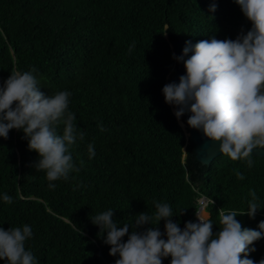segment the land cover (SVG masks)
<instances>
[{"label": "trees", "instance_id": "1", "mask_svg": "<svg viewBox=\"0 0 264 264\" xmlns=\"http://www.w3.org/2000/svg\"><path fill=\"white\" fill-rule=\"evenodd\" d=\"M251 27L235 0H0V87L19 71L32 72L45 95L68 91L67 111L84 133L69 148L78 171L56 181L33 167L39 155L29 151L22 131L0 138V227H31L25 250L36 264H115L119 257L109 255L106 233L91 222L95 215L113 210L118 227L132 226L141 213L154 216L155 202L167 203L183 230L186 222L197 223L205 198L215 235L218 211H247L255 191V218L236 219L242 229L258 230L264 158L250 156L249 167L247 160L221 154L201 165L184 119L177 120L162 92L176 68L171 42L235 40ZM54 127L63 134L62 122ZM151 223L137 231L156 226ZM164 224L157 225L161 233ZM252 246L249 258L259 264L264 239Z\"/></svg>", "mask_w": 264, "mask_h": 264}, {"label": "clouds", "instance_id": "2", "mask_svg": "<svg viewBox=\"0 0 264 264\" xmlns=\"http://www.w3.org/2000/svg\"><path fill=\"white\" fill-rule=\"evenodd\" d=\"M235 2L251 22V29L246 34L242 30L235 40L212 38L194 46L187 41L182 55L173 54V59L183 63L186 74L178 84L165 85L162 92L165 103L176 108L178 121L190 113V128L217 144L219 153L234 161L247 160L251 167L252 160L248 158L253 150L264 149V0ZM215 10L213 3L210 11ZM37 84L32 72L14 71L4 81L0 87V138L7 139L11 130L22 131L29 151L39 155L33 167L45 172L48 181L67 179L70 171H78L69 148L77 137L83 140L84 133L77 132L75 116L67 111L70 93L45 95ZM57 122L64 125L62 135L55 131ZM88 152L90 158L95 155L93 144L88 145ZM235 174L244 179L238 170ZM49 187L55 185L50 183ZM250 196L245 212H226L223 208L218 211L220 230L215 235L213 223L199 214L198 223L188 221L181 230L179 223L172 220L171 207L159 202H155L154 216L141 213L132 226L118 227L113 210L95 215L91 222L103 236L106 233L104 243L110 246L109 255L119 257L115 264H162L168 257L170 264H256L249 255L256 251L252 245L264 239V221L255 230L242 229L236 219L244 215L255 218L259 211L255 191ZM3 200L7 204L13 202L8 194L3 195ZM153 220L156 226L137 231L145 224L152 225ZM161 220L165 222L163 233L157 227ZM31 236L28 225L8 230L0 227V261L36 264L33 253L25 250V241ZM259 264H264V258Z\"/></svg>", "mask_w": 264, "mask_h": 264}, {"label": "water", "instance_id": "3", "mask_svg": "<svg viewBox=\"0 0 264 264\" xmlns=\"http://www.w3.org/2000/svg\"><path fill=\"white\" fill-rule=\"evenodd\" d=\"M186 41L179 37L175 41L171 42V50L173 54H175L176 57H179L182 55L183 48L185 47ZM192 55V53H189V56ZM186 74V69L184 68V65L182 62L176 61V68L174 71L173 76L171 77V83H179V78ZM176 111V108L174 107V113ZM190 116V113H185L182 118L184 119L185 126H182V128H186L188 132V137L190 140L191 145L193 146V151L196 160L203 166H209L214 159L219 157L221 153L218 151V145L208 141L202 134V132L192 129L188 126L187 120ZM253 157L257 158H264V149H254L252 153ZM206 199L202 198L201 201H205ZM203 210V207L200 206L196 212L197 214H200Z\"/></svg>", "mask_w": 264, "mask_h": 264}, {"label": "rangeland", "instance_id": "4", "mask_svg": "<svg viewBox=\"0 0 264 264\" xmlns=\"http://www.w3.org/2000/svg\"><path fill=\"white\" fill-rule=\"evenodd\" d=\"M173 111H174V110H173ZM173 114H174V112H173ZM174 116H175V114H174ZM175 117H176V116H175ZM204 199H205V198H204ZM201 200H202V199H201ZM201 200L199 201L200 206H202V205H201ZM205 202H207V200H205ZM200 206H199V207H200ZM205 206H206V205H205ZM205 206H202V207H203L202 212L205 214L204 219L206 220V219L208 218V216H207V214L204 212V207H205ZM199 215H200V214H199ZM196 217H197V216H196ZM197 223H198V219H197Z\"/></svg>", "mask_w": 264, "mask_h": 264}, {"label": "built area", "instance_id": "5", "mask_svg": "<svg viewBox=\"0 0 264 264\" xmlns=\"http://www.w3.org/2000/svg\"><path fill=\"white\" fill-rule=\"evenodd\" d=\"M207 204V202H205V201H201V205L202 206H205ZM199 222V221H198Z\"/></svg>", "mask_w": 264, "mask_h": 264}]
</instances>
